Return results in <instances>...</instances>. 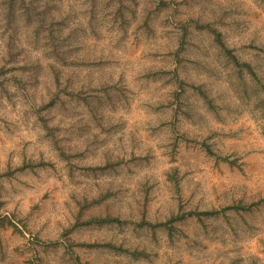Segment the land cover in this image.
<instances>
[{
    "label": "rangeland",
    "instance_id": "obj_1",
    "mask_svg": "<svg viewBox=\"0 0 264 264\" xmlns=\"http://www.w3.org/2000/svg\"><path fill=\"white\" fill-rule=\"evenodd\" d=\"M48 1L0 3V264H264V87L199 28L264 83V0Z\"/></svg>",
    "mask_w": 264,
    "mask_h": 264
},
{
    "label": "trees",
    "instance_id": "obj_2",
    "mask_svg": "<svg viewBox=\"0 0 264 264\" xmlns=\"http://www.w3.org/2000/svg\"><path fill=\"white\" fill-rule=\"evenodd\" d=\"M1 4H4L7 6V15H6V19L9 23V25H11L12 21L15 19V10L20 8V9H24L25 13L21 12L22 15L25 18V14L27 16L31 15L32 19H35L33 22L39 26H46L47 22V27H45V31H46V40L49 41L51 40V38L56 36V33L59 34V31H57V29H59L60 24L59 22H57V19L55 16H53L54 14H50V6H49V1L48 0H1L0 2ZM14 7H16L15 9H13ZM13 9V10H12ZM13 11V13H12ZM21 11V10H19ZM36 16V18H35ZM26 21V20H25ZM199 28L202 30H207L209 33H211L214 42L217 44V46L219 47V50L221 52V54H225V59L227 61H229L230 63H232L233 67L235 68L236 73L241 76V82L244 86V78L242 77L243 74H249L250 76H252L253 79H255L256 81L259 82V85H262L264 87V83H262L259 78H257L256 75V71L254 70V68L251 66L250 63L245 62V61H241L239 59V57L236 55L235 51L230 48L227 43L225 42L223 35L221 33L220 30H218L214 25L212 24H199ZM35 33H39L38 28L35 29ZM12 37V36H11ZM10 39V38H9ZM9 39L7 41H9ZM13 53H11L12 55ZM12 57V56H11ZM21 61H24V59L22 58ZM53 65V64H51ZM3 65L0 66V72L4 71L3 69ZM55 68V66L53 67ZM59 73L58 71L55 69V80L58 81L59 80ZM262 83V84H261ZM200 89V88H199ZM200 94L203 96V98L205 100L208 101V104H210L208 97L205 96V92L203 90H200ZM206 151L209 154H212L213 156H216L211 148V146L209 144H204ZM61 154H63L64 157H68V154H65L66 152H64L63 149H60ZM218 157V156H216ZM223 160H227L229 159L228 157L222 158ZM232 162L236 160H231ZM45 165V162L43 161H39V162H25L21 167H18L17 169L19 170H23L24 168H31L33 169L34 167H38V166H42ZM9 173V172H8ZM10 175V174H9ZM177 174L174 172L169 173L168 174V179L170 181L173 182V184L175 185V187L178 188L179 186V182L176 179ZM2 205V202L0 201V206ZM180 209L176 214H172L170 217H168L166 220H161L158 223H156V226H165L167 227L169 230H173V223L177 220L182 219L185 216H197L198 218H200L202 215H214L220 212L219 209H210V210H198V209H184L182 208V204L180 202L179 205ZM248 207V206H246ZM246 207H239V206H233V205H228L225 206L224 208H222L221 210L225 209H240V208H246ZM111 221H120V218L117 216L111 217V216H106V217H100V216H94L92 218H90L89 220L85 221L84 223H106V222H111ZM8 222V224L13 225L12 220L7 219L5 216H1L0 215V226H5ZM86 246H96L99 244H83ZM106 246L108 247H113L111 244H107Z\"/></svg>",
    "mask_w": 264,
    "mask_h": 264
}]
</instances>
